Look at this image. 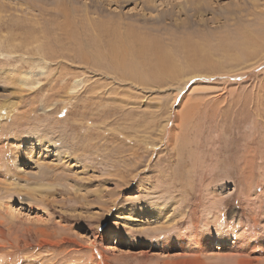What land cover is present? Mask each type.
<instances>
[{"label":"rangeland","instance_id":"obj_1","mask_svg":"<svg viewBox=\"0 0 264 264\" xmlns=\"http://www.w3.org/2000/svg\"><path fill=\"white\" fill-rule=\"evenodd\" d=\"M205 1L185 13V0H0V106L13 109L0 120V160L12 167L8 180L0 174L1 261L104 264L105 254L138 264L141 245L155 264L179 250L166 257L151 243L176 242L190 222L197 234L206 216L237 229L248 264H264L263 44L236 58L215 45L214 69L182 64L160 84L93 51L100 22L120 19V31L132 24L170 45L197 31L213 43L264 20V0Z\"/></svg>","mask_w":264,"mask_h":264},{"label":"bare ground","instance_id":"obj_2","mask_svg":"<svg viewBox=\"0 0 264 264\" xmlns=\"http://www.w3.org/2000/svg\"><path fill=\"white\" fill-rule=\"evenodd\" d=\"M108 1H113L115 3L127 2V0ZM151 2L152 0H144L143 4L149 7ZM202 4L208 5L205 0H185L183 3L180 2V6L185 13L191 11V9H195V7L198 10L203 8ZM253 13L251 15H253ZM186 19L188 18L183 20L185 23L182 26H187V24L191 22L188 21L189 23H187ZM93 25V29L96 30L97 34H99L98 38L101 37L102 40L101 44L98 45V42L95 40L96 37H92V46L97 50L93 49L94 55L96 56L97 54L98 57L102 58L103 56H105V58L108 57L109 62L119 67L123 73H128L129 76L137 78V82L147 80L146 77L149 78L151 75L152 79H148V81H150L148 84H160V82H165L168 79L171 80L172 75L182 64L189 67L192 73L202 68H206L208 70L211 68L214 69L215 64L211 61L210 56L213 51H217L218 49L215 45L223 48V51L226 53L228 50L232 49L233 51L234 49L236 51L233 53L235 56L230 51L228 52L233 55L232 57L230 53H227V55H230V58L240 57L241 53H246L256 47L258 48L262 46V44L264 46V20L257 21L255 27L250 26L251 28L243 25V27L236 30L234 35L224 33L225 36H218L216 41L213 43L203 38L204 36L202 33L197 31V33L191 32L182 37L180 35L178 38H175V36L168 37L167 39L169 40L170 45H168V43H163L155 34L140 31L132 24L125 25V29L120 31L119 26L124 25L120 22V19L95 23ZM198 25L200 27H205V22H199ZM99 46H103L101 47L102 49ZM218 51L220 52V50ZM7 106L5 104L0 106V120L6 118L8 114H10L11 110H13L11 109L12 106ZM7 108H10L8 109V112H6ZM34 140L38 142V144L44 145L35 138L32 139L29 137L26 138L25 142L30 144L31 142H34ZM13 155L14 158L12 159L14 161L20 160V155H15L14 153ZM4 158L5 159H2L4 161L0 160V174L8 180L10 175L7 174V177L6 175H3V173L9 172L12 170V167L9 163V158L6 156ZM7 162L8 165H6ZM23 179L27 180L28 178L24 177ZM38 181L39 183H34L40 184L42 180L38 179ZM11 186L12 183L8 184L4 189H8V187ZM18 188L21 189V187ZM13 192L17 194L20 190L18 191V189L14 188ZM170 206L172 207V203ZM170 206L169 209H171ZM11 207L12 206L9 203L5 204V209L8 210ZM230 215H233V213ZM204 217L208 222L209 219L206 218V216ZM180 220L182 219H176L174 222L173 219V224L179 223ZM206 221H203L206 228L204 227V229L200 231L198 230L199 232L197 234V228H195L194 224L190 222V224L187 225L186 223V226L184 225L183 227H180V231L173 236L180 237H178L179 239L176 242L172 243L168 240V242L163 243L162 240H159L158 246L154 244L155 242L151 243L150 248L152 251L160 250L166 254V257L169 253L179 250V252L173 256V259H160L159 256L156 255L155 264H248L250 260H246L242 256V251L244 249L242 246L245 244L243 241L246 240H244L240 234L235 235L237 233V229L235 230L234 227L230 226V229L226 230L225 224L210 225V223H206ZM161 223H164V221ZM125 230L127 229H123L122 231ZM247 231H250L249 228ZM2 232L3 231L0 228V233ZM183 236H185L186 239H184ZM115 237H117V240L122 238L119 232H115ZM105 239L109 240L110 237H105ZM255 246L256 245L254 243L249 244V247L252 249H255ZM138 247H141L142 250H140L141 252L135 258L140 260L138 261V264H145L143 258H146L149 253L144 251V246L139 245ZM261 248L262 247H259V249ZM214 249H218L216 254L213 252ZM222 251H225L226 253H222ZM103 258L104 264H108L109 257L103 254ZM222 259L224 260L221 261ZM210 260H213V262H210ZM263 261L262 263H264ZM0 264L7 263L0 260Z\"/></svg>","mask_w":264,"mask_h":264}]
</instances>
